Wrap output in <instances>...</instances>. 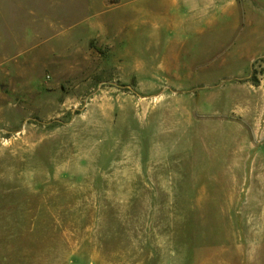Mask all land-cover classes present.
I'll list each match as a JSON object with an SVG mask.
<instances>
[{
    "label": "rangeland",
    "instance_id": "1",
    "mask_svg": "<svg viewBox=\"0 0 264 264\" xmlns=\"http://www.w3.org/2000/svg\"><path fill=\"white\" fill-rule=\"evenodd\" d=\"M207 255L264 264V0H0V264Z\"/></svg>",
    "mask_w": 264,
    "mask_h": 264
},
{
    "label": "crops",
    "instance_id": "2",
    "mask_svg": "<svg viewBox=\"0 0 264 264\" xmlns=\"http://www.w3.org/2000/svg\"><path fill=\"white\" fill-rule=\"evenodd\" d=\"M206 22L207 23H212L213 22V19L211 16H209L207 19H206ZM193 257H189V260H188V264H193ZM203 264H244V263H238V262H233L232 260H230L229 258L227 257H222V256H206L203 260Z\"/></svg>",
    "mask_w": 264,
    "mask_h": 264
},
{
    "label": "trees",
    "instance_id": "3",
    "mask_svg": "<svg viewBox=\"0 0 264 264\" xmlns=\"http://www.w3.org/2000/svg\"><path fill=\"white\" fill-rule=\"evenodd\" d=\"M252 81H253L254 83H257V82H258V80H257V79H252Z\"/></svg>",
    "mask_w": 264,
    "mask_h": 264
}]
</instances>
